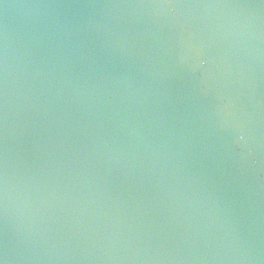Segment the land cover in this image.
Here are the masks:
<instances>
[{
    "label": "water",
    "instance_id": "1",
    "mask_svg": "<svg viewBox=\"0 0 264 264\" xmlns=\"http://www.w3.org/2000/svg\"><path fill=\"white\" fill-rule=\"evenodd\" d=\"M0 264H264V0H0Z\"/></svg>",
    "mask_w": 264,
    "mask_h": 264
}]
</instances>
